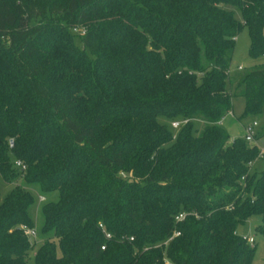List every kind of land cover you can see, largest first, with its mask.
<instances>
[{
    "label": "trees",
    "instance_id": "1",
    "mask_svg": "<svg viewBox=\"0 0 264 264\" xmlns=\"http://www.w3.org/2000/svg\"><path fill=\"white\" fill-rule=\"evenodd\" d=\"M244 28L264 56V0H0V264H31L30 188L33 264H253L264 160L218 124L264 107V66L232 90Z\"/></svg>",
    "mask_w": 264,
    "mask_h": 264
},
{
    "label": "rangeland",
    "instance_id": "2",
    "mask_svg": "<svg viewBox=\"0 0 264 264\" xmlns=\"http://www.w3.org/2000/svg\"><path fill=\"white\" fill-rule=\"evenodd\" d=\"M239 16V15H238ZM248 48H249V37L247 30L244 28L242 29L241 33L238 35L236 42H235V49L232 55L231 60V67H230V75L233 81V88L237 84L240 77L249 73L254 69H259L264 66V56L258 58H251L248 55ZM241 67V70H238V67ZM239 91H237L238 93ZM233 118L229 117L223 123V127L227 129L231 134L234 136L243 134V127L247 124H250L254 120L259 123L258 130L261 133L264 131V107L262 113L257 116H248L242 117L243 112V100L241 98H236L233 100ZM233 123V124H232ZM233 128H230V125ZM264 142V138L261 140V143ZM18 184L23 185V181L19 180ZM15 186L13 184L5 183L1 176H0V201L11 191V189ZM31 193L34 197V204L30 208V216L34 223V230L36 232L35 239H29V242L34 245V250L31 252V260L30 263L33 264V255L35 254V250L41 245L42 243V235H41V226L43 223V216L41 213V206L45 202L55 201L57 199V194H53L50 196H44L45 201L40 202L39 196H41L38 188H30ZM261 223V219L258 216H254L247 220L243 225H241L237 233L242 237H253L255 240V254L253 264H264V241L260 235L255 232V228Z\"/></svg>",
    "mask_w": 264,
    "mask_h": 264
},
{
    "label": "built area",
    "instance_id": "3",
    "mask_svg": "<svg viewBox=\"0 0 264 264\" xmlns=\"http://www.w3.org/2000/svg\"><path fill=\"white\" fill-rule=\"evenodd\" d=\"M238 70H241V67L239 66L237 68ZM229 117L233 118V112L229 111L218 123L220 126L223 125V123L225 122V120ZM186 123H188V120H182V121H173L171 123V127L173 129H179L182 125H185ZM259 128V123L257 121H253L250 124H247L246 126L243 127V134H242V138L250 145L255 146L258 150L257 156L255 157L254 160L250 161L247 163V167H248V171L250 172L258 163H260L261 161L264 160V142L261 143V140H257L256 139V134ZM9 147L12 148L13 147V141H9ZM14 166L15 168L19 169L22 173L25 172L26 167L25 165L20 161V160H16L14 161ZM45 199L41 196H39V201L43 202ZM228 210H231L232 207L228 206L227 207ZM186 217L185 213H181L180 215H178L176 217V222L182 221L184 218ZM99 227L102 229L103 235H104V239L105 240H111V234L108 233L104 227L100 224ZM24 234L26 235V237L28 239H35L36 238V232L34 230V228H29L26 226L22 227ZM180 233L179 232H174L173 235L165 242V245L170 242L172 239H174L175 237L179 236ZM242 237V236H241ZM242 239L244 241H246L250 246H253L255 244V240L253 239V237H242ZM130 242H133V238L129 239ZM101 250H105V245L101 246Z\"/></svg>",
    "mask_w": 264,
    "mask_h": 264
},
{
    "label": "crops",
    "instance_id": "4",
    "mask_svg": "<svg viewBox=\"0 0 264 264\" xmlns=\"http://www.w3.org/2000/svg\"><path fill=\"white\" fill-rule=\"evenodd\" d=\"M226 120H227V119H226ZM226 120H225V121H226ZM232 124H233V123H232ZM232 124H229V125H230V128H233V126H231ZM232 135H233V134H232ZM240 135H241V134H240ZM232 137L234 138V137H236V136L233 135Z\"/></svg>",
    "mask_w": 264,
    "mask_h": 264
}]
</instances>
